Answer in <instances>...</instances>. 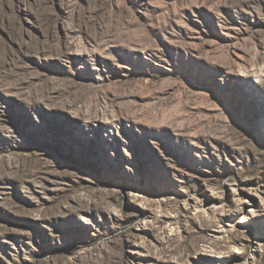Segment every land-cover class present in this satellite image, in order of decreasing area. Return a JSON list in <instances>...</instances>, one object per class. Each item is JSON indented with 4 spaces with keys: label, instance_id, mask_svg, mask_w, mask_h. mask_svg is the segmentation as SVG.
<instances>
[{
    "label": "rangeland",
    "instance_id": "1",
    "mask_svg": "<svg viewBox=\"0 0 264 264\" xmlns=\"http://www.w3.org/2000/svg\"><path fill=\"white\" fill-rule=\"evenodd\" d=\"M0 264H264V0H0Z\"/></svg>",
    "mask_w": 264,
    "mask_h": 264
}]
</instances>
